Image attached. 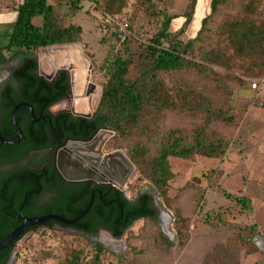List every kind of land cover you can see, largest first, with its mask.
Listing matches in <instances>:
<instances>
[{
	"label": "rangeland",
	"instance_id": "374dc122",
	"mask_svg": "<svg viewBox=\"0 0 264 264\" xmlns=\"http://www.w3.org/2000/svg\"><path fill=\"white\" fill-rule=\"evenodd\" d=\"M49 1L56 5V13L62 24H77L83 29L81 40L71 43L77 45L65 46L59 51L70 48L82 51L93 64L92 70L89 67L83 69L86 74L90 73L87 74V80L95 83L103 92V83L107 79L105 61L120 46L114 34L117 24L104 23L102 7L105 0H98L100 4L95 0H82V7L77 12L68 5H58L56 0ZM246 1L248 0H225L221 4L211 17L202 41L197 45L193 55L196 60L203 61L206 51L218 42L217 32L224 19L236 14ZM257 1L259 8L256 16L264 21V0ZM20 2L22 0L0 3V14L4 17L0 23V45L8 40L6 34L12 30ZM210 2L211 0H200L203 8L197 13L199 16L201 12L199 21L195 14L189 28L177 36L178 39L188 41L196 37L201 26L200 20L211 11ZM188 3L189 0H167L165 4L158 5L169 15H180L172 21V33L176 34L181 28L184 21L182 15ZM122 16L128 21L138 42L147 43L160 27V22L140 0H130ZM163 43L168 45L167 42ZM63 45L39 48L37 58L39 59L43 49ZM213 68L224 72L221 67ZM144 70L145 65L141 61L131 64L130 77L134 79L140 76L139 88L142 91H146L150 78V72L144 73ZM233 73L246 81L264 79V75L249 76L239 69H235ZM169 79L173 85L207 91L211 95L209 102L213 109H228L226 117L233 116L230 121L225 118L215 120L212 124V128L229 141L226 154L218 158L200 155L193 159L170 157L174 178L168 183V199H165L148 177L141 176L139 165L130 155L129 141L119 137V133L114 130L117 134L110 139L108 149H120L135 165L129 182L133 195L141 190L153 193L161 206L160 210L169 217L165 215L163 217L166 219L137 222L134 232L129 231L126 244L117 241L105 245L100 235L96 239L67 230L40 229L34 234H27L26 239L18 243L19 255L15 264H61L72 249L84 252L83 264H98L93 261L94 246L97 243H103L107 248L100 264H264V87L250 90L248 84L229 81L227 91H218L207 73L193 69L171 72ZM98 96L99 92L90 96L93 111ZM64 105L62 101L53 110L64 109ZM201 122H205V118L166 111L158 132L139 135L137 138L146 141L152 156H155L170 130L177 128L189 132ZM235 196L249 197L252 210L243 208ZM180 223L189 232L184 246L180 245L177 230ZM254 225L256 228H253ZM162 226L170 231V236L162 231ZM159 230L173 242L172 247L162 245L165 242ZM254 247L258 251H254Z\"/></svg>",
	"mask_w": 264,
	"mask_h": 264
},
{
	"label": "trees",
	"instance_id": "16d2710c",
	"mask_svg": "<svg viewBox=\"0 0 264 264\" xmlns=\"http://www.w3.org/2000/svg\"><path fill=\"white\" fill-rule=\"evenodd\" d=\"M4 1L6 0H0V3ZM56 1L60 6H70L74 12L82 7V0ZM129 1L105 0L104 5L102 4L103 13L113 17L122 16ZM95 2L100 4L98 0ZM140 2L156 17L160 27L155 35L144 43L138 42L134 34L122 41L119 27L116 25L117 30L114 34L120 43L119 49L109 55L105 61L107 79L103 83V93L93 118L82 120L93 123L94 130L98 127L113 129L119 133V137L127 139L130 155L139 165L141 176L148 177L156 190L168 199V183L174 178L169 158L193 159L197 155L208 158L224 156L229 141L213 129L212 124L215 120L221 121L226 118L230 121L233 118V116L226 117L228 109H213L209 102L211 95L207 91L197 90L191 86L173 85L169 74L193 69L207 73L211 82L216 84L218 91L221 89L227 91L229 81L248 84L250 90H257L252 88L251 80L241 79L233 72L239 69L249 76L264 75V21L256 16L258 1H246L236 14L224 19L217 32L218 42L212 49L206 51L203 61H199L193 57L197 45L202 41L211 17L225 0H211L210 13L200 20L201 26L196 37L188 41L178 39L177 36L189 28L199 10L200 0H189L182 15L184 21L176 34L172 33L170 28L172 21L180 15H169L165 9L158 7L167 0H140ZM16 11L17 17L12 30L6 34L8 40L0 45V73L8 62L17 58L18 67L13 72L12 82L18 81L23 92L21 98H16L8 90L4 91V96L10 100L7 116L9 121L20 99L37 91L41 95H46L51 89H57L58 94L51 99L56 101L69 90L66 72H62L52 82L38 74L36 52L39 48L78 42L83 33L80 25L62 24L56 13V5L49 0H22ZM163 42H167L168 45H164ZM136 61L144 63V73L150 72L146 91L139 88L140 76L134 79L130 77L131 64ZM213 66L223 68L224 72L215 70ZM166 111L203 117L205 122L197 124L189 132L177 128L170 130L163 138L158 154L152 156L150 146L137 136L158 132V126ZM19 118L20 109L16 112V120L21 125ZM150 199L148 194H143L137 203L128 207L124 200V214L132 212L129 218L123 221L121 211L117 207V211L106 218L105 227L115 237H119L134 219L145 217L154 221L155 210L149 205ZM235 199L243 208L252 210L253 205L249 197L235 196ZM184 226L183 223L177 225L181 246L186 244L189 234L184 230ZM80 228L91 232L97 230V227L84 224L80 225ZM253 228H256V225ZM10 231L0 233V241L10 234ZM159 234L165 242L162 245L167 248L173 246V242L161 230ZM13 246V244L7 245L0 250V264H6ZM94 248L93 261L100 264L102 254L107 248L103 243H97ZM253 250L258 251L256 247ZM83 254L82 250L72 249L61 264H83Z\"/></svg>",
	"mask_w": 264,
	"mask_h": 264
},
{
	"label": "flooded vegetation",
	"instance_id": "af4514ba",
	"mask_svg": "<svg viewBox=\"0 0 264 264\" xmlns=\"http://www.w3.org/2000/svg\"><path fill=\"white\" fill-rule=\"evenodd\" d=\"M17 67L18 59L15 58L0 73V133L6 141L11 142L0 140V233L7 230H11V233L24 223L25 218H48L42 223L25 227L21 234L23 236L20 238V235L8 245L13 244L14 249L26 234H34L40 229L68 230L83 224L97 227L96 232L105 245L117 242L119 240L116 238L121 236L115 237L105 227L106 218L111 217L118 207L123 221L128 219L132 212L124 214V200L128 207L137 203L143 194L151 197L149 205L155 210L153 220L168 216L160 210L161 206L153 193L141 190L133 195L129 182L134 171L127 175L116 173L107 157L108 152L112 151L108 149L109 142L96 155L85 156L72 148L78 143L92 141L106 128L94 130L93 123L82 120H90L94 115L85 117L69 113L68 109L53 110L61 101L73 99L67 72L69 90L60 99L51 101L58 94L57 89H51L46 95L37 91L17 103L21 104L18 108L21 125L16 120L22 132L20 138L12 117L8 120L10 100L4 96L6 90L16 98L23 95L20 83L12 82ZM62 72L65 71L59 72L50 82ZM124 169L126 171L127 168ZM124 177L127 179L126 185L120 188L117 180ZM57 217L70 222H62ZM143 219L148 218L134 219L123 234L130 227L134 232L136 223ZM161 228L171 235L165 226Z\"/></svg>",
	"mask_w": 264,
	"mask_h": 264
},
{
	"label": "water",
	"instance_id": "95a60500",
	"mask_svg": "<svg viewBox=\"0 0 264 264\" xmlns=\"http://www.w3.org/2000/svg\"><path fill=\"white\" fill-rule=\"evenodd\" d=\"M68 45H77V44H68ZM67 46V45H63L60 47H53V49H43L40 52V57L38 59V74L42 77H44L46 80L51 81L53 80L56 75L61 72V71H65L69 74L70 77V83H71V88L73 89V81H74V74H76L77 71H80V73L82 74L84 81L87 82V74L90 73H85V71H83V69H85V67H89L90 70L93 69V64L89 62L88 57L85 56V58L87 59V62L85 65L80 66L78 63H76L73 60H70L67 55L65 53H60L59 56H57L59 54V52H55V50H59L62 49V47ZM79 46V45H78ZM49 47V46H48ZM46 48V47H44ZM52 48V47H51ZM50 51V53H49ZM82 52V51H81ZM83 53V52H82ZM46 54V55H45ZM48 57L47 62H45V58ZM62 58V59H57V58ZM89 88L86 91V94L91 93L92 91H95L96 88H98V86L95 83L89 82ZM73 92V90H72ZM102 91L100 89V95L99 98L97 100L96 106L94 111L90 112V113H81L79 111H77L73 106L72 108H69V103L72 102V100L67 99L64 102V109H68L67 112L72 113L74 115L77 116H85V117H91L94 115L98 103L100 101V98L102 96ZM82 98H84V92H81L80 95ZM62 102V101H61ZM60 102V103H61ZM59 104V103H58ZM21 104H17L15 105L11 117H12V121L13 124L17 130V132L20 135V138L22 136V132L20 127L18 126L17 122H16V111L19 108ZM117 134V132H115L112 129H103L99 132V134L92 140L86 143H78L76 144L77 146L73 149L75 150H79V152L81 154L86 155H96L97 153H99V151L102 149L103 146H106V144L109 142V140L114 137ZM0 140L5 142V143H11L6 141L1 133H0ZM20 140V139H19ZM18 142V141H16ZM16 142H12V143H16ZM77 148V149H76ZM108 159L110 161V166H113L115 168V171L118 175H127L130 174L131 172L135 171V165L133 164V162L125 155V153H123V151H121L120 149H115L112 151L108 152ZM123 167V168H121ZM124 168H127L126 171ZM65 173V176L69 179H71V177H69L65 171H63ZM118 181V185L120 188H123L126 185L127 179L124 177L123 179H119ZM25 218V217H24ZM48 217H39V218H25L24 223L18 227L17 229H15L14 231H12L10 234H8L4 239H2L0 241V250L3 249L4 247H6L8 244H10L11 242H13L14 240H16L23 232V230L25 229V227L29 226V225H33V224H38V223H42L44 222L45 219H47ZM56 218V217H54ZM58 220H61L62 222H70V221H65L64 219L58 218ZM144 221V219L142 220ZM76 222V221H73ZM130 230H133V227L128 228L125 233L119 237L116 238L119 241H122L124 244H126V239L128 237V233ZM67 231L73 232V233H80L86 237L89 238H96L98 237L97 232H91L88 231L86 229L80 228L79 226H74L70 229H68ZM27 234L18 242L21 243L24 241V239H26ZM18 253H19V246H16L12 252L11 255L8 259V261L6 262V264H15L17 259H18Z\"/></svg>",
	"mask_w": 264,
	"mask_h": 264
},
{
	"label": "bare ground",
	"instance_id": "6f19581e",
	"mask_svg": "<svg viewBox=\"0 0 264 264\" xmlns=\"http://www.w3.org/2000/svg\"><path fill=\"white\" fill-rule=\"evenodd\" d=\"M67 46H69V45H67ZM55 52H59V54L57 56H59L60 53H65L70 60L75 61L80 66L85 65L87 62V59L84 57L83 53L80 50H78L77 48H70V49L62 50V51L56 50ZM57 59L60 60L62 58L60 57ZM47 60H48V57L45 58V62H47ZM74 75H75L73 77L74 78V81H73V93H74V95H73L72 102H70L69 105L71 108L73 106H75L74 108L81 113H90L93 111L92 107L90 105V96L98 94L99 88H96L95 91H92L91 93L86 94V91L89 88L88 81L87 82L84 81V78H83L82 74L80 73V71H77L76 74H74ZM81 92H84V96H85L84 98H82L80 96ZM99 95H100V92H99ZM98 98H99V96H98ZM96 103H97V101H96ZM94 109H95V107H94Z\"/></svg>",
	"mask_w": 264,
	"mask_h": 264
},
{
	"label": "built area",
	"instance_id": "2783aa9c",
	"mask_svg": "<svg viewBox=\"0 0 264 264\" xmlns=\"http://www.w3.org/2000/svg\"><path fill=\"white\" fill-rule=\"evenodd\" d=\"M104 23L107 25L116 23L119 27L120 37L122 41L126 40L132 34L130 27H129V23L123 16L113 17L107 14L104 16ZM261 87H264V79L252 82L253 89H259Z\"/></svg>",
	"mask_w": 264,
	"mask_h": 264
},
{
	"label": "crops",
	"instance_id": "0c3cea01",
	"mask_svg": "<svg viewBox=\"0 0 264 264\" xmlns=\"http://www.w3.org/2000/svg\"><path fill=\"white\" fill-rule=\"evenodd\" d=\"M201 5H202V4H201ZM201 5H200L199 9L202 8ZM197 13H198V12H197ZM196 16H197V19H198V21H199L200 16H201V12L199 13V16H198V15H196ZM16 17H17V11H16ZM3 18H4L3 15L0 14V23H2ZM15 20H16V18H15Z\"/></svg>",
	"mask_w": 264,
	"mask_h": 264
}]
</instances>
